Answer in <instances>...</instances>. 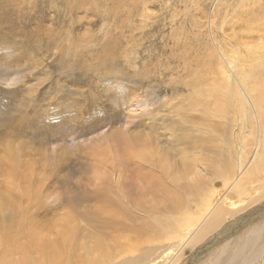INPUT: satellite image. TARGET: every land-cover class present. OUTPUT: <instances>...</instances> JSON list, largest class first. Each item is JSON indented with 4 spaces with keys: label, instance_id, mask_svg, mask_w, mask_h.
<instances>
[{
    "label": "bare ground",
    "instance_id": "6f19581e",
    "mask_svg": "<svg viewBox=\"0 0 264 264\" xmlns=\"http://www.w3.org/2000/svg\"><path fill=\"white\" fill-rule=\"evenodd\" d=\"M77 1L81 7L83 0ZM8 2L12 7L19 0ZM5 16L6 11L0 15L3 29ZM14 24L8 28L10 36L26 39L18 44L22 49L18 63L28 60L30 54L48 51L52 28L43 29L37 23L23 34L25 24ZM93 24L87 22V34ZM196 27V36L204 42L182 87L162 91L166 96L153 104L146 98L130 100L129 108L136 104L140 114L128 117V129L145 128V135H130L126 145L122 141L125 157L116 151L111 160L102 162L111 174L97 173L92 192L93 199L105 202L108 211L76 213L92 230L104 233L107 228L113 237L134 242L124 243L114 252L101 245L95 249L98 252L90 248L100 258L97 264H264V0H215L209 19ZM139 28L129 31L135 33ZM93 38H68L69 46L58 47V61L67 69L63 79L69 81L77 72L109 79L115 76L114 65L120 56L113 46L119 38L104 42L108 47L104 52L82 48L80 43L89 44ZM120 58L131 63L137 56L122 54ZM29 60H33L31 66L40 63L36 57ZM90 60L97 63L92 66ZM169 93L171 97H167ZM10 147L5 163L12 169L18 165V152ZM9 207L0 195L2 220ZM32 226L19 220L0 225V264H42L44 241L34 239ZM75 227L65 224L55 231L63 244L62 249L51 250L53 264H73L71 251L79 248L84 253L89 247L85 239L91 234H79ZM135 233L150 236L145 244L136 243L130 238ZM144 246L146 251L141 253ZM185 247L191 257L183 255ZM32 250L39 259L32 257ZM17 256L21 259L16 261ZM82 260L80 257L75 264Z\"/></svg>",
    "mask_w": 264,
    "mask_h": 264
},
{
    "label": "rangeland",
    "instance_id": "374dc122",
    "mask_svg": "<svg viewBox=\"0 0 264 264\" xmlns=\"http://www.w3.org/2000/svg\"><path fill=\"white\" fill-rule=\"evenodd\" d=\"M8 1L0 0V15L7 12V19L1 20L6 25L4 29L0 27V195L10 207L3 220L0 213V225L8 226L18 220L30 222L34 239L44 241L42 264L43 260L44 264H53L51 250L62 249L63 239L55 236V231L65 224L76 226L79 234L91 235L85 239L89 247L84 253L79 248L71 251V262L75 264L83 257L78 264H97L100 258L93 256L92 251L98 252L95 249L99 245L114 252L122 244L134 242H128V237L125 240L113 237L114 233L107 228L104 233L92 230V225L77 214L96 209L108 211L107 204L93 199L92 192L97 173L111 174L110 167L102 162L111 160L116 151V155L125 157L127 138L145 135V128L133 132L128 129V117L140 114L136 104L131 103L133 107L129 108L130 100L140 97L150 104L160 102L166 96L162 91L175 85L182 87L190 78V64L204 42L196 36V25L209 19L215 0H83L81 7L77 0H19L12 7ZM90 21L94 24L87 34L84 27ZM17 22L27 27L23 34L33 30L37 23H42L43 29L52 28L47 57L43 58L45 52L40 51L18 63L22 50L18 44L26 39L13 38L8 30ZM135 26L140 30L129 31ZM79 36L94 37L96 42L80 43L91 52L92 49L104 52L108 49L104 42L115 36L119 38L117 46H113L117 56L136 54L137 58L127 63L119 57L114 65L116 77L112 79L77 72L74 80L67 81L61 76L67 69L58 61V47L69 46L68 38L74 40ZM34 57L40 59L38 66H31L33 60L29 62ZM96 63L90 60L88 64ZM124 76L126 79H122ZM137 120L140 123V118ZM10 146L18 152V162L13 160L18 165L12 169L6 164ZM96 167H100L98 171ZM149 236L135 233L130 238L145 244ZM144 249L145 246L140 252ZM182 252L191 257L188 247ZM31 255L39 259L34 252ZM176 257L180 258L178 253Z\"/></svg>",
    "mask_w": 264,
    "mask_h": 264
}]
</instances>
